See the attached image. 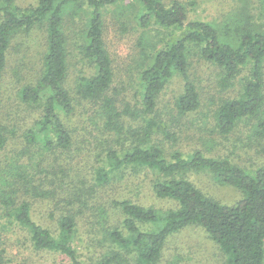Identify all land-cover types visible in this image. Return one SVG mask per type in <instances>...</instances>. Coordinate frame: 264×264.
<instances>
[{
    "label": "rangeland",
    "instance_id": "obj_1",
    "mask_svg": "<svg viewBox=\"0 0 264 264\" xmlns=\"http://www.w3.org/2000/svg\"><path fill=\"white\" fill-rule=\"evenodd\" d=\"M15 1L25 8L36 3V0ZM181 1L187 6L189 18L217 27L241 8L256 28L264 24L262 0ZM81 15L69 13L65 26L68 33L65 85L74 103V111L64 116L72 140L68 148L46 150L39 142L26 138L29 129H36L43 112L22 100L19 90L35 83L44 68L45 27L19 32L9 44L0 117L8 139L5 148L0 149V264H75L64 254L33 245L28 228L14 218L23 201L29 203L32 219L55 234L63 215L74 217L73 245L81 264H140L135 251L121 248L110 237L114 229L127 234L124 226L127 215L117 202L128 200L161 208L175 207L176 203L160 199L154 193L153 184L162 176L152 169L127 166L106 183L97 182L95 175L109 150L122 153L139 138L137 127L145 124L144 117L166 125L168 134L159 132L154 143L163 147L169 160L175 151L191 154L199 150L208 157L228 158L246 167L264 164V136L255 132L258 118L239 121L229 133H222L217 125L220 104L238 95L244 74L223 85L222 68L202 56L198 43L188 44L186 52L189 79L197 87L200 107L189 113L177 109L176 100L184 92L185 78L175 73L159 95L154 113L143 111L140 75L152 54L162 47V27L156 23L141 25L129 1L104 9V41L113 62L114 80L102 97H83L78 83L89 67L79 46L82 44L79 32L85 23ZM106 97L119 111L127 108L130 111L119 118L123 133L115 122L107 121ZM259 115L264 117V106ZM186 176L209 197L224 204L234 205L242 198L241 189L218 182L211 172L198 171ZM115 253L118 256L108 263ZM158 264H226V259L202 227L189 225L168 238Z\"/></svg>",
    "mask_w": 264,
    "mask_h": 264
},
{
    "label": "trees",
    "instance_id": "obj_2",
    "mask_svg": "<svg viewBox=\"0 0 264 264\" xmlns=\"http://www.w3.org/2000/svg\"><path fill=\"white\" fill-rule=\"evenodd\" d=\"M126 1L133 3L141 25L156 23L162 27V47L152 54L140 75L145 113H154L159 95L175 73L185 78L184 92L176 100L177 109L189 113L200 107L197 87L189 79L186 52L188 44L198 43L202 56L222 68L220 80L223 85L244 74L240 78L238 95L223 100L217 110L219 130L229 133L239 121L258 118L255 132L264 136V117L259 115L264 106V24L256 28L241 8L217 27L208 21L189 18L187 6L181 0H36L28 8L15 0H0V117L4 69L11 39L19 32L44 26V68L35 83L19 90L22 100L43 112L36 129H29L26 138L39 142L46 150L70 147L71 134L64 121V116L74 111L73 97L65 85L68 74L67 16L74 12L79 16L82 14V19L85 17L79 32L82 41L79 46L89 72L80 77L78 91L85 98H100L115 75L104 41V9ZM261 15L264 17V0ZM246 68L248 70L243 71ZM104 109L107 121L115 122L123 133L119 118L130 112L129 109L119 111L107 97ZM144 120L145 124L137 127L139 138L130 148L122 153L117 150L107 152L106 160L96 170V181L106 183L127 166L149 168L162 176L153 184L154 193L176 205L161 208L118 201L127 215L124 220L127 234L112 230L110 237L114 243L135 251L140 264H158L168 238L186 226L197 225L218 244L226 264H264V164L246 167L228 158L208 157L199 150L191 154L178 150L169 160L163 147L154 143L156 134L167 133L166 125L152 117H144ZM7 140L0 123V149L5 148ZM198 171L211 172L218 182L241 189L242 198L236 204L228 205L209 197L186 176ZM30 209L28 202H21L14 218L28 228L33 245L64 254L75 264H81L73 245L74 217L63 215L55 234L35 222ZM116 256L117 253L109 257L108 263Z\"/></svg>",
    "mask_w": 264,
    "mask_h": 264
}]
</instances>
